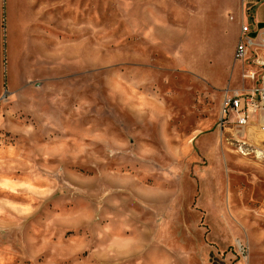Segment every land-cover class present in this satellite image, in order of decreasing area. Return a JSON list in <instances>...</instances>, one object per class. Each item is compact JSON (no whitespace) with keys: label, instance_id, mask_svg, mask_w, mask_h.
<instances>
[{"label":"rangeland","instance_id":"rangeland-1","mask_svg":"<svg viewBox=\"0 0 264 264\" xmlns=\"http://www.w3.org/2000/svg\"><path fill=\"white\" fill-rule=\"evenodd\" d=\"M236 1L0 0V264H264Z\"/></svg>","mask_w":264,"mask_h":264},{"label":"built area","instance_id":"built-area-1","mask_svg":"<svg viewBox=\"0 0 264 264\" xmlns=\"http://www.w3.org/2000/svg\"><path fill=\"white\" fill-rule=\"evenodd\" d=\"M250 24L243 23L242 35L239 37L235 50V63L241 65V78L251 82V86L241 88L228 87L224 93L221 131L228 127H236L244 132L249 124L251 112L264 113V57L258 55L251 47L252 39L248 36ZM241 151L244 155H255L264 158V139L261 145L248 143L247 137L239 138ZM243 244H240V247ZM245 247V246H244ZM243 250L244 248L241 247Z\"/></svg>","mask_w":264,"mask_h":264},{"label":"crops","instance_id":"crops-1","mask_svg":"<svg viewBox=\"0 0 264 264\" xmlns=\"http://www.w3.org/2000/svg\"><path fill=\"white\" fill-rule=\"evenodd\" d=\"M231 9L233 14L230 21L234 22L233 25L238 40L242 35L243 23H249L250 32L248 36L252 39L253 44L251 49L264 57V0H237L233 3ZM235 67V69H238V73H233L232 82L228 87L241 88L244 85L251 86V82H244L241 78V65L237 63ZM217 78L218 76L213 75V79ZM250 130L254 132L253 134L262 136V140L264 139V113L251 112L249 114V124L245 128L248 136L251 134Z\"/></svg>","mask_w":264,"mask_h":264}]
</instances>
